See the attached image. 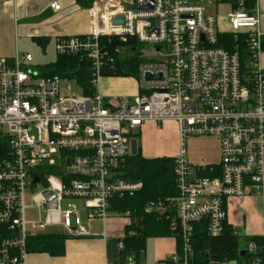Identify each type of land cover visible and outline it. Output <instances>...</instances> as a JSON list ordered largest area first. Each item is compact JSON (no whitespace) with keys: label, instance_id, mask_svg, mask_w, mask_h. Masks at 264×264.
<instances>
[{"label":"built area","instance_id":"2783aa9c","mask_svg":"<svg viewBox=\"0 0 264 264\" xmlns=\"http://www.w3.org/2000/svg\"><path fill=\"white\" fill-rule=\"evenodd\" d=\"M246 1L237 0L227 16L230 31L221 30L219 17L208 10L223 0H134V9L94 2L89 34L55 43L58 56L90 62L93 96L63 94L65 80L29 70L30 54L0 58V264H27L29 240L41 235L88 236L78 204L89 222L118 214L132 224L130 212L112 208L143 189V183L121 178L119 169L134 156L131 146L149 123L174 122L180 138L177 196L145 209L169 221L170 237L181 244L161 264H190L197 224L205 223L210 238L223 236L230 198L264 200V32ZM151 4L149 11L137 10ZM50 6L61 10L58 2ZM119 18L124 25L113 24ZM140 46L152 48L149 58L137 52ZM131 48L142 60L138 94L102 95L104 74ZM196 137L218 139L219 165L190 163L187 142ZM31 209L34 218L28 217ZM55 227L61 232L53 233ZM124 249L118 241V254ZM258 250L248 245L251 254ZM108 264L137 263L129 256Z\"/></svg>","mask_w":264,"mask_h":264},{"label":"crops","instance_id":"0c3cea01","mask_svg":"<svg viewBox=\"0 0 264 264\" xmlns=\"http://www.w3.org/2000/svg\"><path fill=\"white\" fill-rule=\"evenodd\" d=\"M52 2H58L61 10L54 11L50 6ZM95 2L112 8L124 6L130 9L134 6V0H95ZM255 3L251 11L259 14L264 32V0H255ZM90 8L80 4L79 0H0V58L13 61L17 56H23L20 54L24 48L33 45L46 53L50 49L55 50V43L59 38L87 36L91 27ZM38 40H43V45H40ZM262 64L264 66V56ZM105 84L108 85L105 86ZM98 91L104 96H135L138 94L139 87L135 78L108 77L102 79ZM156 128L153 123L141 128L136 139L138 146L135 154L140 153L145 159L174 158L178 148L172 153H167V157H158L153 155L147 146L139 144L140 139H147L149 133ZM142 150H145L146 155L142 154ZM157 154L160 153L157 152ZM226 209L228 225L238 237L264 240V200L260 196L230 198L226 203ZM113 215L118 216V214ZM111 216L112 214L105 222H89L86 216L84 228L89 233L88 236L68 238L64 245V255L61 257H54L48 253H30L27 264H108L112 262L110 256L117 252L118 241L126 237L130 220L124 216H121L124 218ZM151 241H155L156 244L154 255L148 261L145 251L137 264H161L168 255L177 252V242L171 237L150 239L149 242ZM243 248H247V244H244Z\"/></svg>","mask_w":264,"mask_h":264},{"label":"trees","instance_id":"16d2710c","mask_svg":"<svg viewBox=\"0 0 264 264\" xmlns=\"http://www.w3.org/2000/svg\"><path fill=\"white\" fill-rule=\"evenodd\" d=\"M95 0H79V3L90 8ZM230 3L233 10L238 8L237 0H223ZM255 0H247L246 7L253 10ZM230 45L235 46V39L227 35ZM43 45V40H38ZM118 43H114V46ZM132 45L128 43V46ZM113 48V47H111ZM231 48V47H230ZM124 59H120L117 66L105 77L137 78L138 68L142 60L133 51ZM118 67V68H117ZM44 77L58 76L65 81L76 82L82 90V94L93 96L96 89L92 84L90 62L80 56H58L57 60L42 68ZM121 178L131 182L143 183V189L124 199H117L112 211L119 214L130 212L132 224L126 229V237L123 239L124 251L122 254L115 252L110 257L113 262L119 259L133 256L136 263L145 253L149 239L170 237V222L159 219L156 215L146 214L148 203H158L173 199L177 196L176 178L174 175V158L145 159L140 153L129 157L119 169ZM173 212H171L172 214ZM170 214V215H171ZM230 225H226L225 233L219 238H210L206 232L205 223L195 225L193 237L194 255L190 264H250L254 258L264 259V240L262 238L241 239ZM68 238L63 235H44L32 238L28 243V253H48L54 257H61L65 252V242ZM255 243L258 252L254 255L248 251V245ZM116 246V242L113 243ZM247 244V248L243 245ZM177 251H180V241L177 242ZM245 252L242 256L241 253Z\"/></svg>","mask_w":264,"mask_h":264},{"label":"rangeland","instance_id":"374dc122","mask_svg":"<svg viewBox=\"0 0 264 264\" xmlns=\"http://www.w3.org/2000/svg\"><path fill=\"white\" fill-rule=\"evenodd\" d=\"M130 9H134V6ZM210 12L214 13L219 17L221 30L223 31H230V26L227 22V16L232 11V6L230 3H221L218 6H213L208 9ZM137 52L141 53V56L144 59L150 57L152 48L150 46H140L138 47ZM30 54L34 59L32 64L29 66V70L33 72L41 71L42 68L54 63L57 60V53L55 50L50 49L46 53L43 52L42 49H39L36 45L28 46L21 51L20 55ZM108 84H105V86ZM62 92L67 96H74V95H81L82 90L78 86L76 82L72 81H65L62 84ZM168 123V122H167ZM166 124V123H165ZM162 125V127L156 126V130L150 132L147 136V139H140L139 144L142 146H147L149 150L153 153V155H158V157H167V153H172L179 151V129L176 123L169 122L168 125ZM132 138H130V141ZM138 142L135 140L132 144V153L135 154L137 151ZM187 150L189 161L194 166H201V165H219L221 156H220V143L218 139L212 137H196L191 138L187 142ZM160 153V154H157ZM142 154L146 155L145 150H142ZM177 155V154H176ZM28 204L30 205V198L28 197ZM79 208L81 209V221L82 225H86V212L82 210L80 204H78ZM67 204L64 203L62 208L65 210ZM37 212L36 210H29L28 217L34 218L36 217ZM110 217V216H109ZM112 218H124L121 216H114L112 214ZM51 231L53 233H60L61 228L55 227L52 228ZM150 240V239H149ZM147 241L146 245V253L145 255L148 257V261L152 258L155 252V241L149 242ZM149 243V247H148Z\"/></svg>","mask_w":264,"mask_h":264},{"label":"water","instance_id":"95a60500","mask_svg":"<svg viewBox=\"0 0 264 264\" xmlns=\"http://www.w3.org/2000/svg\"><path fill=\"white\" fill-rule=\"evenodd\" d=\"M152 8H153V5L151 4V5L146 6V7H137V10H139V11H149V10H151ZM124 23H125L124 18L115 19V20L113 21V24H114V25H124ZM117 68H118V67H117ZM69 176L77 177V176L74 175V174L69 175ZM38 181H39V179L36 178V179H35V182L37 183ZM241 255L244 256V255H245V252H242ZM250 263L252 264V263H253V260H251Z\"/></svg>","mask_w":264,"mask_h":264}]
</instances>
